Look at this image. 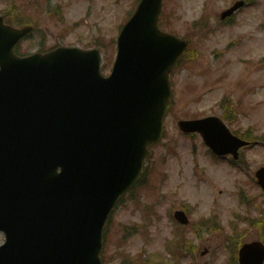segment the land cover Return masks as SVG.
<instances>
[{
    "label": "water",
    "instance_id": "1",
    "mask_svg": "<svg viewBox=\"0 0 264 264\" xmlns=\"http://www.w3.org/2000/svg\"><path fill=\"white\" fill-rule=\"evenodd\" d=\"M160 3L139 2L117 38L105 84L95 49L16 58L11 45L31 27L3 25L0 17V189L11 193L9 210L0 209V264H100L101 226L149 155L146 144L159 139L170 108L169 70L187 45L156 28ZM177 125L198 131L217 153L244 143L217 117ZM12 144L32 170L9 153ZM258 176L264 186V168ZM239 255L240 264H261L264 245L244 244Z\"/></svg>",
    "mask_w": 264,
    "mask_h": 264
},
{
    "label": "rangeland",
    "instance_id": "2",
    "mask_svg": "<svg viewBox=\"0 0 264 264\" xmlns=\"http://www.w3.org/2000/svg\"><path fill=\"white\" fill-rule=\"evenodd\" d=\"M135 1L0 0V14L34 27L17 44L20 52L46 50L60 44L93 48L94 39L114 42L118 25L124 23ZM233 1L163 2L164 17L169 20L162 27L175 30L177 35L193 36L198 53L171 77L173 107L165 118L164 134L150 148L153 153L142 186L113 211L103 248L106 264H120L124 258L143 251L170 258L172 245L179 243L184 247L175 264H228L230 246L225 239L234 233L230 222L234 212L249 215L264 207V194H260L262 191L252 178L255 169L264 164V139L244 149L242 167L236 168L228 158H212L201 136L183 135L176 126L178 119L221 115L217 102L228 93L237 104L235 114L239 113L237 117L234 114L232 123L225 121L230 129L246 132L250 127L254 134H264V0H247L233 24L219 25L218 14ZM200 16L207 17L211 24L217 23L218 29L203 36L202 31L191 28L190 23ZM232 39L237 43L230 49L228 42ZM110 68L111 65L102 70V74ZM241 190L256 196L253 203L248 199L251 207L240 203ZM181 201L193 207L189 217L192 222L182 228L184 237L180 241L166 246L167 240L179 235L181 226L170 211L180 207ZM214 212L219 215L216 228H201L200 220ZM239 233V242L261 237L257 226H248ZM2 239L0 234V242Z\"/></svg>",
    "mask_w": 264,
    "mask_h": 264
},
{
    "label": "trees",
    "instance_id": "3",
    "mask_svg": "<svg viewBox=\"0 0 264 264\" xmlns=\"http://www.w3.org/2000/svg\"><path fill=\"white\" fill-rule=\"evenodd\" d=\"M112 55V54H111ZM256 221H260V223L264 226V214L263 217H260L258 220Z\"/></svg>",
    "mask_w": 264,
    "mask_h": 264
}]
</instances>
